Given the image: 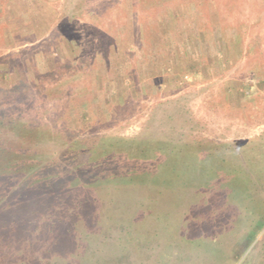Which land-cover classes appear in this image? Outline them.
<instances>
[{"label": "rangeland", "instance_id": "rangeland-1", "mask_svg": "<svg viewBox=\"0 0 264 264\" xmlns=\"http://www.w3.org/2000/svg\"><path fill=\"white\" fill-rule=\"evenodd\" d=\"M0 264H264V0H0Z\"/></svg>", "mask_w": 264, "mask_h": 264}, {"label": "trees", "instance_id": "trees-1", "mask_svg": "<svg viewBox=\"0 0 264 264\" xmlns=\"http://www.w3.org/2000/svg\"><path fill=\"white\" fill-rule=\"evenodd\" d=\"M253 142H255V141L253 140ZM213 152H214V151H213ZM210 153L213 154L212 152H210ZM214 153H215V152H214ZM261 153H262V152H259V151H258V154H261ZM221 155H222V154H219V153H218V155H217L216 157H217V158H218V157L220 158ZM219 158H218V159H219ZM221 158H222V157H221ZM221 158H220V159H221ZM221 160H223V158H222Z\"/></svg>", "mask_w": 264, "mask_h": 264}]
</instances>
